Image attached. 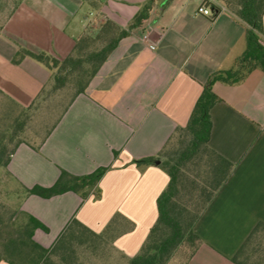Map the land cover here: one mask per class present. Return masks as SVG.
<instances>
[{"label":"crops","instance_id":"0c3cea01","mask_svg":"<svg viewBox=\"0 0 264 264\" xmlns=\"http://www.w3.org/2000/svg\"><path fill=\"white\" fill-rule=\"evenodd\" d=\"M148 3L147 20L119 41L84 93L49 121L45 139L21 142L0 169V190L14 198L17 213L48 229L33 234L46 249L75 218L92 234L82 237L79 253L97 252L103 241L126 260L140 252L168 175L159 159L138 161L157 158L186 126L212 74L235 69L246 26L225 6L213 18L196 15L194 0H0V93L19 109L33 105L52 76L32 58L14 63L19 49L64 60L83 33L96 34L106 21L126 28ZM212 91L220 101L210 110L208 145L233 170L195 223L199 243L185 264H235L233 256L259 224L254 244L264 264V73L256 68L233 84L216 81ZM100 167L107 170L98 198L26 192L52 186L61 170L80 176Z\"/></svg>","mask_w":264,"mask_h":264},{"label":"trees","instance_id":"16d2710c","mask_svg":"<svg viewBox=\"0 0 264 264\" xmlns=\"http://www.w3.org/2000/svg\"><path fill=\"white\" fill-rule=\"evenodd\" d=\"M237 19L245 26L246 47L235 60V69L212 74L203 85L189 120L185 127L178 128L163 146L157 158H147L138 164L160 160V167L168 175L165 190L157 199L158 216L155 224L142 245L140 252L127 260V264H165L170 255L180 245L188 243L194 253L198 237L194 225L211 202L217 191L229 178L233 164L211 149L208 145L211 132V108L220 101L212 91L216 81L233 84L253 69L259 68L264 73L263 15L264 0H222ZM151 4L148 3L135 15L126 28H121L112 21H106L96 34L83 33L75 40L71 54L64 60H56L45 52L33 53L21 48L14 56L18 63L29 57L52 72L51 82L45 87L33 105L26 109L17 108L16 104L0 93V106L3 115H10L14 108L18 110V120H14L12 131L0 142V169H4L16 147L25 140L41 143L50 133L49 122L43 120L38 128L27 126L31 111H40L68 89L69 82L74 85V92L64 106L55 105L51 115L59 118L96 75L102 64L116 48L120 40L127 37L131 30L141 26L148 18ZM50 105V104H49ZM36 127V126H35ZM178 141L169 148L172 140ZM107 170L100 167L86 175H73L64 170L50 187L34 186L27 189L29 195L48 199L66 192L77 194L82 201L89 197L98 198V183ZM8 206L0 205V262L7 264H52L50 256L57 254L61 264H75L79 258V245L82 237L91 236V232L79 225L75 218L67 224L50 249H46L33 239L36 229L47 232L48 229L37 219L29 215H20L16 209L13 215L23 216L25 222L14 224L5 218ZM9 211V210H8ZM12 215V214H11ZM261 224L257 225L249 237L233 256L235 264H249L248 252L255 251V236ZM85 230L79 235L77 230ZM75 230V234H74ZM91 234V235H90ZM85 235V236H84ZM85 238V239H86ZM87 241V240H86ZM187 258V259H188Z\"/></svg>","mask_w":264,"mask_h":264},{"label":"rangeland","instance_id":"374dc122","mask_svg":"<svg viewBox=\"0 0 264 264\" xmlns=\"http://www.w3.org/2000/svg\"><path fill=\"white\" fill-rule=\"evenodd\" d=\"M68 89L66 91H63L56 99H54L52 102L49 103L48 106L44 107L39 115H37V110H39V107L42 106L44 103L37 104L38 108L37 110L35 109L34 111H31V118L28 120L27 126L29 127H35V123L38 122L39 117H45V120L49 122L53 117L51 116V110L54 108V106L61 104V106H64L66 102L71 98L74 92V85L72 82H69ZM4 107L0 106V142L5 140L8 134L12 131V127L14 126V120H18V110L16 108L13 109L12 113L10 115H3L4 113L2 112ZM37 116V117H36ZM39 116V117H38ZM33 117H36L33 119ZM178 141L176 139L172 140L169 148L172 146L176 145ZM0 181H2V177L0 175ZM4 190H0V205L8 206L7 213L4 214L5 218H10V222L14 224H21L25 222L23 216L20 215H13V210H15V200L10 196V193H8L6 196L5 194L3 195ZM12 214V215H11ZM256 250L249 252V264H260L258 261L259 255L262 256L260 252L259 247L255 245ZM191 247L188 243H184L180 245L176 250L172 252L168 260L165 262V264H185L189 253L191 252ZM259 250V251H258ZM57 254L51 255L50 261L52 264H61L56 256ZM78 261H76L75 264H127V260L121 257L119 254L114 253L107 241H103L101 244V248L98 249L96 252L95 250L88 253L84 252L83 254L78 255ZM261 258V257H259ZM80 260V261H79ZM261 260V259H260ZM258 261V262H257Z\"/></svg>","mask_w":264,"mask_h":264},{"label":"built area","instance_id":"2783aa9c","mask_svg":"<svg viewBox=\"0 0 264 264\" xmlns=\"http://www.w3.org/2000/svg\"><path fill=\"white\" fill-rule=\"evenodd\" d=\"M197 2L195 14L206 18H213L216 12L224 8L222 0H194Z\"/></svg>","mask_w":264,"mask_h":264},{"label":"water","instance_id":"95a60500","mask_svg":"<svg viewBox=\"0 0 264 264\" xmlns=\"http://www.w3.org/2000/svg\"><path fill=\"white\" fill-rule=\"evenodd\" d=\"M153 162H155V161H153ZM156 163H158V161H156Z\"/></svg>","mask_w":264,"mask_h":264}]
</instances>
